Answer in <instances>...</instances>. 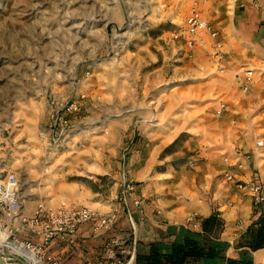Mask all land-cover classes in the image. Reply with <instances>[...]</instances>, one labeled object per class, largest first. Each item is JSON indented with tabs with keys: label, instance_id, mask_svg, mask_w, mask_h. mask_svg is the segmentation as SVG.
<instances>
[{
	"label": "rangeland",
	"instance_id": "1",
	"mask_svg": "<svg viewBox=\"0 0 264 264\" xmlns=\"http://www.w3.org/2000/svg\"><path fill=\"white\" fill-rule=\"evenodd\" d=\"M157 5L0 0V175H18L24 215L38 203L116 201L131 135L151 116L144 105L166 110L168 164L201 159L207 139L187 128L211 71L176 49L182 24L153 14Z\"/></svg>",
	"mask_w": 264,
	"mask_h": 264
},
{
	"label": "crops",
	"instance_id": "2",
	"mask_svg": "<svg viewBox=\"0 0 264 264\" xmlns=\"http://www.w3.org/2000/svg\"><path fill=\"white\" fill-rule=\"evenodd\" d=\"M154 1L158 5L153 14L182 24L171 34L176 49L185 48L188 62L202 63L211 71L206 76L202 73L205 82L193 93L202 101L195 105L187 128L193 136L206 137L209 145H201L200 160L168 164L166 147L176 135L165 130L166 110L141 107L151 116L139 121L141 138L135 139L136 130L131 135V156L121 167L116 201L102 207L90 205L101 213L119 207L115 227L95 232L92 224H85L76 235L56 241L50 254L60 264L107 263L108 246L118 240L112 246L116 257L125 264H138L137 256L147 254L152 245L167 251L190 233L201 235L198 240L204 243L205 223L217 217L207 225L208 239L223 246L224 257L196 264H228L229 259L240 260L243 253H249L253 264H264V249L252 252L246 247L248 230L262 216L250 192L240 187L264 182V146H257L264 141V0ZM194 1L218 33L217 39L187 30ZM192 40L196 42L190 46ZM246 71H252L250 81ZM193 136L190 144H195ZM227 174L234 179L227 180ZM131 181L134 196L124 198V187Z\"/></svg>",
	"mask_w": 264,
	"mask_h": 264
},
{
	"label": "built area",
	"instance_id": "3",
	"mask_svg": "<svg viewBox=\"0 0 264 264\" xmlns=\"http://www.w3.org/2000/svg\"><path fill=\"white\" fill-rule=\"evenodd\" d=\"M187 26L190 33L197 36L209 35L213 40L218 37V33L203 19L197 5L190 10ZM194 43L195 40L189 42L190 46ZM246 75L250 81L252 71H246ZM257 146L263 147L264 141H258ZM226 179L231 181L234 178L231 174H227ZM240 187L250 192L254 206L259 210L260 216L264 217V182L251 181ZM21 188L16 173L8 172L0 175V252L7 255L5 258L7 264H60L50 254V248L56 241L69 239L77 234L81 226L89 223L92 224L95 232H110L120 215L119 207L113 208L108 213H101L90 205H74L66 202L55 207L38 203L32 215H24ZM135 191V184L132 181L128 182L124 187L123 197H133ZM136 203L139 202L136 200ZM4 235L7 244L14 243L25 249L33 255V259L5 245ZM19 235H24L25 239L18 237ZM118 244V240L109 244L110 260L100 264H125V260L116 257L112 250V246ZM14 257L23 262H16Z\"/></svg>",
	"mask_w": 264,
	"mask_h": 264
},
{
	"label": "trees",
	"instance_id": "4",
	"mask_svg": "<svg viewBox=\"0 0 264 264\" xmlns=\"http://www.w3.org/2000/svg\"><path fill=\"white\" fill-rule=\"evenodd\" d=\"M217 217L206 221L204 226V243L199 241L201 235L190 233L183 240L173 244L167 251H162L158 245L150 246L149 252L137 256L138 264H196L202 260H211L224 257L223 246L208 239V223L216 221ZM246 247L252 252L264 249V217L259 220L247 232ZM228 264H253L249 253H243L240 260H228Z\"/></svg>",
	"mask_w": 264,
	"mask_h": 264
},
{
	"label": "bare ground",
	"instance_id": "5",
	"mask_svg": "<svg viewBox=\"0 0 264 264\" xmlns=\"http://www.w3.org/2000/svg\"><path fill=\"white\" fill-rule=\"evenodd\" d=\"M3 239H4V244L9 246V247H11V249H13L15 252L25 254L28 257H30L31 259H33V255L29 254L28 252H26L25 249H23V248H21V247H19L17 245H14V244H7L5 235L3 236Z\"/></svg>",
	"mask_w": 264,
	"mask_h": 264
},
{
	"label": "water",
	"instance_id": "6",
	"mask_svg": "<svg viewBox=\"0 0 264 264\" xmlns=\"http://www.w3.org/2000/svg\"><path fill=\"white\" fill-rule=\"evenodd\" d=\"M7 255L3 254L0 252V264H7V262L5 261V258H6ZM16 262H23L22 260H20L19 258L17 257H14L13 258Z\"/></svg>",
	"mask_w": 264,
	"mask_h": 264
}]
</instances>
